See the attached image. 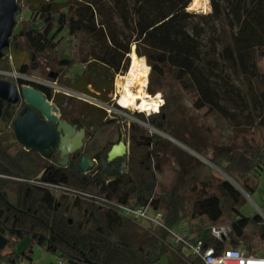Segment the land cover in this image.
Masks as SVG:
<instances>
[{"label":"trees","instance_id":"obj_1","mask_svg":"<svg viewBox=\"0 0 264 264\" xmlns=\"http://www.w3.org/2000/svg\"><path fill=\"white\" fill-rule=\"evenodd\" d=\"M190 2L26 0L30 16L13 29L0 70L12 69L11 56L30 53L35 67L22 63L18 71H35L41 79L109 103L113 76L127 69L134 44L150 66L147 89L160 93L163 102L156 111H136V120H127L74 94L35 84L61 117H76L86 129L83 146L65 165L57 155L44 157L16 140L12 121L19 106L6 103L0 114V264L33 261L35 245L57 255L61 264H204L187 244L171 239L169 230L181 221L189 243L201 240L203 247H240L264 256L263 216L241 210L244 192L257 190L256 171L264 169V70L254 59L256 49L264 56V0H210L207 13L187 10ZM22 4L17 0L16 12ZM193 17L228 20L230 41L219 51L221 61L204 55V28ZM74 64L81 70L69 75ZM227 70L244 78V91ZM216 113L232 119L242 114L244 122L225 131L212 121ZM179 124L211 141L209 153L193 147L205 160L184 153L173 161L170 152L178 145L153 128L184 141L175 129ZM120 140L127 145L124 176L101 189L93 169H81L80 158H106ZM120 203L149 204L160 211L162 224L122 214ZM260 208L264 213V203ZM212 226H225L226 234L215 236ZM167 255L170 260L162 262Z\"/></svg>","mask_w":264,"mask_h":264},{"label":"water","instance_id":"obj_2","mask_svg":"<svg viewBox=\"0 0 264 264\" xmlns=\"http://www.w3.org/2000/svg\"><path fill=\"white\" fill-rule=\"evenodd\" d=\"M17 0H0V58L3 48L9 45V38L16 26L15 14ZM19 98L25 105L13 118L12 125L16 140L26 148L49 157L52 151L58 150L57 161L65 165L69 155L80 149L84 144L86 129L78 127V118H59V108L53 104L38 88L31 85L17 87L15 81L0 78V114L3 101L16 103ZM39 113L43 116L40 117ZM171 140H173L170 137ZM127 146L123 140L111 145L106 158H100L102 170H108V162L116 157H123L116 171L122 174L126 163ZM92 165L91 158L83 155L80 167L86 171Z\"/></svg>","mask_w":264,"mask_h":264},{"label":"rangeland","instance_id":"obj_3","mask_svg":"<svg viewBox=\"0 0 264 264\" xmlns=\"http://www.w3.org/2000/svg\"><path fill=\"white\" fill-rule=\"evenodd\" d=\"M220 1L222 2V0H220ZM22 3H23L22 4V10L20 12H16V14H15L16 22H18L22 18H27L30 16V11L28 9L26 0H22ZM207 7H208L207 11H204L202 9H200V10L199 9H191L189 11L197 12V13L211 12L212 7L210 4V0H207ZM192 20H193V22H197L198 25H202L204 28L203 33L201 35L202 49H203L204 55L217 57L219 59V61H221L219 51L221 50L224 43H227L230 41L231 28L227 22L228 20L223 18V17L218 18V19H206L204 21H203V19L201 20L198 17H193ZM39 24L40 23H36L35 25H39ZM17 29H18V23H16V26H15V30H17ZM62 33H65V29L62 30ZM64 47L66 50L64 52V55L69 56V51H68V49L70 47L69 43H66L64 45ZM132 50H135L134 44L130 45V52ZM8 56L10 57L9 52H8ZM10 58H11L12 69L0 70L1 78L10 79L11 77L15 76L16 73H18L17 66L22 64V63H27L29 66L35 67V63L31 59L30 53L21 52L15 59L12 56ZM128 59H130L129 55H128ZM254 59L256 60L258 68L260 70H264V56H262L260 54V51L258 49L255 50ZM145 61L146 60L144 59V62ZM145 63H147V62H145ZM149 69H150V66H149ZM80 70H81V65L74 64L73 68L70 71H68V74L73 75L74 73L79 72ZM126 70L125 71H119V72L115 73L113 76V89L109 95L111 96V100L115 104H117L116 100L120 94L119 87H118L116 81H117V79H121V76L123 74H125ZM227 72L231 76L230 77L231 81L236 86L241 88L242 91H244V89H245L244 78L242 76H239V75L231 74L228 70H227ZM148 73H149V71H148ZM33 74L35 76H37V73L35 71ZM29 78L31 79V78H36V77H29ZM147 81H148V74H147ZM146 90L148 91L147 84H146ZM148 93L151 94L149 91H148ZM156 94H154V95L151 94V95L155 96ZM159 97H161L160 93H159ZM162 102H163V99L161 97L160 104ZM222 103L224 105H226V107L229 108L230 110L233 109L231 104H229L228 102L225 103L224 101H222ZM136 111H144L146 114H148V113L154 112L155 110L154 111L153 110L146 111V110H140L137 108L124 107V109H120L116 112L120 116H123L124 118H126L127 120H131V119L136 120V117L134 116V112H136ZM212 121L214 123H216L218 126L222 127L225 131H229L232 124H236L238 122L239 123L244 122V115L238 114L236 116V119H232L229 117L222 116L219 113H216L212 116ZM240 125L244 126L243 124H240ZM153 129H154V131L161 134L165 138L170 139V137H171L173 139L172 141L178 145V147L173 148L170 152L171 157L175 163L177 162L179 156L181 154H184V153L193 154V155H196V156L200 157L201 159L205 160L204 156L202 154H200L199 152H197L193 147L199 149L200 151H202L204 153H209V151L212 147V143L208 138L202 137L196 131V129L194 127L187 125V124H179V125L175 126L176 131L178 130L182 133V135L184 137V141L181 140L180 138L172 136L171 134L167 133L166 131H161V130H158L155 128H153ZM214 168L221 175H225L219 168H217V167H214ZM256 174L259 175V180H260L257 190L251 195L246 194L244 192V194L247 198V203L242 207L241 210L246 214H251V213L255 212L257 210V207L258 206L260 207L264 203V169L260 170V171H256ZM173 229L175 231L180 230L178 226H174ZM167 259L170 260L169 255L165 256L163 258L162 262H166ZM56 260H57V255H55L53 253L46 252L41 246L35 245V247L33 249V261H42V262L47 263V264H56ZM20 264H28V262H21Z\"/></svg>","mask_w":264,"mask_h":264},{"label":"built area","instance_id":"obj_4","mask_svg":"<svg viewBox=\"0 0 264 264\" xmlns=\"http://www.w3.org/2000/svg\"><path fill=\"white\" fill-rule=\"evenodd\" d=\"M42 82L50 87H52L53 91H62L65 93L74 94L83 100L93 103L103 109L106 110L107 114L111 116V114H118L116 111L120 109H124L125 106H122L118 103V98L115 104L112 100L111 102L107 103L101 101L94 96H91L87 93L83 92H76L65 88L63 86L58 85L55 81L50 80H42ZM119 115V114H118ZM97 160L96 158H92L91 161ZM106 196V195H104ZM119 211L122 214H125L131 218L137 219L141 221L143 224L146 225H160L162 224V215L160 211L152 209L149 204L144 205H130L127 203H120L118 205ZM257 211H259L264 219V213L261 208L258 206ZM176 226L179 227V231H175L171 228L170 237L173 242H180L183 241L185 244L188 245L191 252L199 255L204 264H264V256H257V255H248L246 252L240 247H230L225 246L221 249H216L213 246H206L203 247L201 240H197L193 243L188 242V237L190 235L188 228L185 222L181 221ZM211 232L217 237H221L222 235L226 234L225 226H212ZM28 264H47L42 261H30ZM56 264H61L59 259L56 260Z\"/></svg>","mask_w":264,"mask_h":264},{"label":"bare ground","instance_id":"obj_5","mask_svg":"<svg viewBox=\"0 0 264 264\" xmlns=\"http://www.w3.org/2000/svg\"><path fill=\"white\" fill-rule=\"evenodd\" d=\"M191 9L207 11V0H191L187 10ZM129 58L125 74L116 81L120 91L118 103L125 107L156 111L160 105L161 97H159V93L152 96L146 90L149 65L134 50L130 52Z\"/></svg>","mask_w":264,"mask_h":264},{"label":"flooded vegetation","instance_id":"obj_6","mask_svg":"<svg viewBox=\"0 0 264 264\" xmlns=\"http://www.w3.org/2000/svg\"><path fill=\"white\" fill-rule=\"evenodd\" d=\"M29 77H36V78H31L30 79ZM10 79L15 81V83H16V85H17V87L19 89H20L21 86H24V85H31V86H34V87L38 88L35 84H38V83L39 84H44L42 82V80H45V79L39 78L38 76L28 75L25 72H21V71H18V73H16V75L11 77ZM38 89L41 90L40 88H38ZM6 103H10V102H7V101L4 100L2 109H3V107H4V105ZM10 104H12V105L16 104V105L19 106V109H18L17 113L15 114V116H16L18 114L19 110L22 108V106L25 105V101L22 98H19V100L16 103H10ZM39 116L43 117L40 113H39ZM59 118H64V117H61L60 113H59ZM67 120H69V119H67ZM78 127H80V126H78ZM54 154L57 155V159H58V150L56 148L52 151L51 155H54ZM96 159L97 160L93 161L92 165L86 171H89L90 169H93L91 171V174L92 175H97L99 177V182L101 183V187H100L101 189H104L105 186L107 185V183L109 181H111L112 179H117L118 181H120L122 179V177L124 176L125 170H126V165H127V153H126V158H125L126 159V163H125V166L122 168V170H123L122 174L118 173L116 171V169L119 167L120 162L124 159L123 157L120 156V157H116V158L110 160L108 162V170H102L101 165H100V158H96ZM105 195L108 196V193H106Z\"/></svg>","mask_w":264,"mask_h":264}]
</instances>
